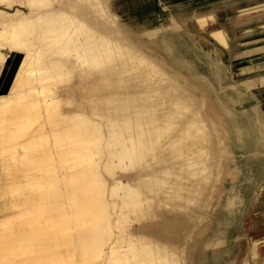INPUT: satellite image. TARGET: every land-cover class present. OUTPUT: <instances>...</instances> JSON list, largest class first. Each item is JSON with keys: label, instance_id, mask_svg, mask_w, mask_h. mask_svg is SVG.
Segmentation results:
<instances>
[{"label": "bare ground", "instance_id": "6f19581e", "mask_svg": "<svg viewBox=\"0 0 264 264\" xmlns=\"http://www.w3.org/2000/svg\"><path fill=\"white\" fill-rule=\"evenodd\" d=\"M167 5L178 24L214 21L191 1ZM121 11L0 0V264H264V236L236 223L251 177L236 190L223 164L232 155L240 170L256 146L222 75L224 30L206 35L220 57L204 62L230 107L161 35L172 18Z\"/></svg>", "mask_w": 264, "mask_h": 264}, {"label": "rangeland", "instance_id": "374dc122", "mask_svg": "<svg viewBox=\"0 0 264 264\" xmlns=\"http://www.w3.org/2000/svg\"><path fill=\"white\" fill-rule=\"evenodd\" d=\"M115 1L117 2V4L121 5L123 10H125L121 11V14H123L124 16L129 15L136 17L142 12L148 13L152 10H156V12H158L160 15L158 22L162 25L165 24L163 20L164 17L167 19L172 18L173 27H171L170 29L169 27L163 28V30L161 31V35L163 34L168 39L172 40L174 45L177 47V49L179 48L178 50L182 54H184L188 59L192 60L193 62L195 61L194 64L196 65L197 69L200 70L202 73L206 74L213 82V85L215 86L222 102L226 106L230 107L231 102L226 98L223 92H221L218 84L213 79V67L208 65L212 63L210 62L212 60L208 59L209 55H211L210 57L212 59H216L220 57V52L218 50L214 52L213 50H211L210 47L206 46L205 44L209 31L217 28L224 30L227 36V41L229 40V51H226V54L223 58V65H221L223 66V78L227 83L231 85V87L227 89V93L231 97L233 102H244L247 105L243 121L248 129L247 131L249 134V142L251 148H254L256 144L253 152H247L243 156H238L240 170L239 168H237L238 165L233 170L236 173L240 172V177L236 185V190H239V188L245 183L246 177L254 178L251 179L252 181H249L252 183L249 184L247 189V192L249 191V193L252 192L253 194L247 196V206L249 208V211L247 213L243 212L242 217H238L236 223L241 227L242 232L246 235H249L253 238L264 236V156H260L264 155V129L263 126H261L262 124H264V12H262L264 10L251 11L247 13L240 12L241 6H253L261 0ZM186 1H191L193 6L192 9L194 10L209 9L213 11V16H215L214 21L212 23L209 22L205 27V30H200L195 21L192 19H188L189 21H186L184 24H182V26L181 24L177 23L176 19L170 13L167 2ZM128 8L131 11L126 10ZM201 37H203L204 39ZM188 40H190L191 42L189 43ZM228 52L230 53V55ZM200 53H202V55ZM204 61H207L208 64ZM5 70L6 68H4L2 72L4 73ZM213 118L217 124H221V121L218 119L217 116L213 115ZM259 131H261L262 133L259 134ZM232 158L233 156L229 155L224 160L223 164H225V173L227 172V165L229 164ZM210 205L211 202H209V208ZM235 232L236 231H233L232 233L234 234ZM231 246L233 247V242L232 244L229 243L230 248H232ZM226 259L228 260V257Z\"/></svg>", "mask_w": 264, "mask_h": 264}, {"label": "crops", "instance_id": "0c3cea01", "mask_svg": "<svg viewBox=\"0 0 264 264\" xmlns=\"http://www.w3.org/2000/svg\"><path fill=\"white\" fill-rule=\"evenodd\" d=\"M260 156H264V155H260ZM227 174L229 173V174H231L233 177H240V173L239 172H235V171H229L228 169H227V172H226ZM251 179H254L253 177H251ZM252 181V180H251ZM252 182H250V184H251ZM239 186V185H238ZM238 194H240V192H238ZM252 194V192L251 193H249V191H248V195L250 196ZM247 195V196H248ZM253 195V194H252ZM247 203H248V201H247ZM248 205V204H247ZM246 205V207H245V210H244V213H247L248 211H249V208H248V206Z\"/></svg>", "mask_w": 264, "mask_h": 264}]
</instances>
